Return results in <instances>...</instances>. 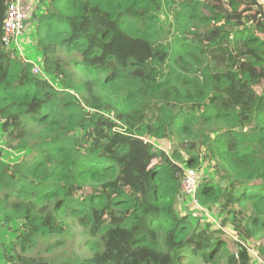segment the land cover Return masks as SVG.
<instances>
[{
  "label": "trees",
  "instance_id": "16d2710c",
  "mask_svg": "<svg viewBox=\"0 0 264 264\" xmlns=\"http://www.w3.org/2000/svg\"><path fill=\"white\" fill-rule=\"evenodd\" d=\"M10 1L2 264H264V0Z\"/></svg>",
  "mask_w": 264,
  "mask_h": 264
},
{
  "label": "built area",
  "instance_id": "2783aa9c",
  "mask_svg": "<svg viewBox=\"0 0 264 264\" xmlns=\"http://www.w3.org/2000/svg\"><path fill=\"white\" fill-rule=\"evenodd\" d=\"M31 6L25 4L24 0H12L8 2L6 17L3 22L2 42L5 47L15 48L21 54V39L24 36L27 21L30 16ZM23 55V53L21 54ZM24 56V55H23ZM41 68L38 63L34 64L33 72L38 73ZM198 181V172L195 169L184 171L183 191L185 194L193 197L194 204L198 209H203L195 197Z\"/></svg>",
  "mask_w": 264,
  "mask_h": 264
},
{
  "label": "rangeland",
  "instance_id": "374dc122",
  "mask_svg": "<svg viewBox=\"0 0 264 264\" xmlns=\"http://www.w3.org/2000/svg\"><path fill=\"white\" fill-rule=\"evenodd\" d=\"M30 27V26H29ZM29 27H26V30H25V33H24V36L23 38L21 39V42L22 44L20 45V51L23 53V55H25L26 57H30L29 54H32L34 53V45H35V42L33 40V34L31 32L30 34V28ZM21 53V54H22ZM37 59V58H36ZM57 82H54V84H56ZM1 132V130H0ZM0 137H1V133H0ZM1 140V139H0ZM4 153L6 155H11L13 153L11 152H8L7 150L4 151ZM14 155V154H13ZM3 194V192H0V196ZM186 213H189L190 211H187L185 210ZM192 212V211H191ZM193 213V212H192ZM231 231V230H230ZM232 232V231H231ZM230 233V232H229ZM14 232L9 230L8 228H5L3 227L2 225H0V243L3 242V241H8L9 237L11 235H13ZM226 235H228V233H226ZM230 235L233 236L232 233H230ZM1 247V246H0ZM234 250V246L233 245H229V251H233ZM46 253L47 251L45 249H42V253ZM57 252H61V250H58L56 249L54 252H49L48 256H54ZM4 263V260L3 258H1V255H0V264Z\"/></svg>",
  "mask_w": 264,
  "mask_h": 264
},
{
  "label": "clouds",
  "instance_id": "9594fccd",
  "mask_svg": "<svg viewBox=\"0 0 264 264\" xmlns=\"http://www.w3.org/2000/svg\"><path fill=\"white\" fill-rule=\"evenodd\" d=\"M180 166V170L183 172V175H182V184H183V177H184V171L185 170H188V169H194V168H185L184 166L182 165H179ZM197 171V169H195ZM198 172V171H197ZM199 178H200V174L198 173V181H199ZM198 181H197V187H198ZM197 190V189H196ZM196 195V194H195ZM188 197H191L188 195ZM197 199V198H196ZM198 200V199H197ZM200 204V203H199ZM202 206V205H201ZM198 209V208H197ZM200 210V209H199Z\"/></svg>",
  "mask_w": 264,
  "mask_h": 264
},
{
  "label": "crops",
  "instance_id": "0c3cea01",
  "mask_svg": "<svg viewBox=\"0 0 264 264\" xmlns=\"http://www.w3.org/2000/svg\"><path fill=\"white\" fill-rule=\"evenodd\" d=\"M27 4V3H26Z\"/></svg>",
  "mask_w": 264,
  "mask_h": 264
}]
</instances>
